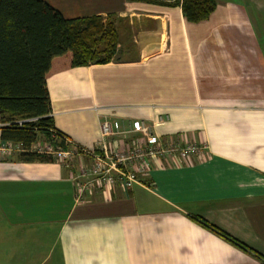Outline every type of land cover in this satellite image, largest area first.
Returning a JSON list of instances; mask_svg holds the SVG:
<instances>
[{
  "label": "crops",
  "instance_id": "obj_1",
  "mask_svg": "<svg viewBox=\"0 0 264 264\" xmlns=\"http://www.w3.org/2000/svg\"><path fill=\"white\" fill-rule=\"evenodd\" d=\"M215 1L194 24L179 7L43 0L65 19L115 15L125 35L110 63L47 78L57 132L93 149L104 119L144 121L207 150L153 161L149 188L117 186L81 204L72 180L79 160L0 155V264L261 263L193 219L264 258V0Z\"/></svg>",
  "mask_w": 264,
  "mask_h": 264
},
{
  "label": "trees",
  "instance_id": "obj_2",
  "mask_svg": "<svg viewBox=\"0 0 264 264\" xmlns=\"http://www.w3.org/2000/svg\"><path fill=\"white\" fill-rule=\"evenodd\" d=\"M179 7L188 23L209 18L215 0H130ZM123 19L108 14L65 19L43 0H0V140L20 145L18 160L50 163L49 154L32 151L39 136L61 145L46 80L55 70L110 63L122 42ZM53 133H56L55 135ZM199 225L237 248L264 258L207 222Z\"/></svg>",
  "mask_w": 264,
  "mask_h": 264
},
{
  "label": "built area",
  "instance_id": "obj_3",
  "mask_svg": "<svg viewBox=\"0 0 264 264\" xmlns=\"http://www.w3.org/2000/svg\"><path fill=\"white\" fill-rule=\"evenodd\" d=\"M158 123H162V119ZM152 129L144 121L118 125L110 119H104L100 123V139L93 149L81 148L66 137L53 133L63 140L65 151H51L50 147H40L39 144L34 145L32 151L53 155L56 161L66 166L73 164L75 159L79 160L72 180L75 201L81 204L91 195L110 193L117 186L123 190H130L134 185L149 188V172L153 161L185 162L193 156L199 158L207 150L205 144L165 138ZM12 152H22L20 145L1 143L0 155ZM84 159H88V162Z\"/></svg>",
  "mask_w": 264,
  "mask_h": 264
},
{
  "label": "rangeland",
  "instance_id": "obj_4",
  "mask_svg": "<svg viewBox=\"0 0 264 264\" xmlns=\"http://www.w3.org/2000/svg\"><path fill=\"white\" fill-rule=\"evenodd\" d=\"M121 37H122V41H123L125 35H123ZM122 54L123 53H120V55H122ZM38 141L39 142H37L35 144L36 146L38 144H39L40 147H43L45 145V147H50L51 148V151H65L66 150V147L64 145H61L58 139H53L51 141V140L45 139L43 136H39ZM51 156L53 157L54 160H56L53 155H51Z\"/></svg>",
  "mask_w": 264,
  "mask_h": 264
},
{
  "label": "water",
  "instance_id": "obj_5",
  "mask_svg": "<svg viewBox=\"0 0 264 264\" xmlns=\"http://www.w3.org/2000/svg\"><path fill=\"white\" fill-rule=\"evenodd\" d=\"M161 1H172V0H161Z\"/></svg>",
  "mask_w": 264,
  "mask_h": 264
}]
</instances>
